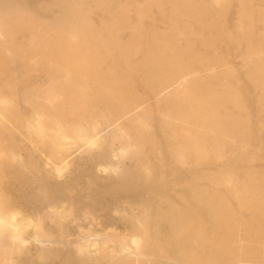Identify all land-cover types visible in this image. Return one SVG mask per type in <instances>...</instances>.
I'll return each instance as SVG.
<instances>
[{
    "label": "rangeland",
    "instance_id": "374dc122",
    "mask_svg": "<svg viewBox=\"0 0 264 264\" xmlns=\"http://www.w3.org/2000/svg\"><path fill=\"white\" fill-rule=\"evenodd\" d=\"M7 1H18L37 20L45 22L34 29L40 33H53L57 26L52 21L63 12L52 5L53 0ZM82 1L77 14L103 37L96 40L103 69L116 70L114 64L119 60L107 54L105 44H132L128 65L136 68L145 59L141 47L149 43L151 36L159 37L155 41L157 52L163 54L170 48L183 64L193 68L201 70L205 62H226L223 73L200 74L205 76L210 90L218 94L215 98L223 100L214 107L227 108L245 121L244 134L229 143L222 139L209 142L203 136L204 150L191 148L183 161L173 159L161 136V113L169 107L159 100L164 94L153 95V73L135 70L125 72L122 81L126 91L146 100L153 155L134 153L117 140L109 141L107 132L102 131L96 142L70 148L67 165L56 171L46 163L47 151L37 144V138L11 124L5 129L0 124V139L5 147L0 156V205L27 223L13 241L0 231V259L5 254L8 264H132L135 259H139L137 264L142 259L143 264H165L166 259L186 264L174 246L175 239L179 242L181 236L171 235L169 224L193 217L203 220L204 227L209 228L208 201L216 207V215L226 218L230 212L241 222L240 237L255 242L264 239V89L256 88L251 77L253 65L240 55L247 43L257 39L236 45L225 36L239 35L243 28H249L254 37L264 34V18L259 17L264 15V0H195L197 6L192 5L193 0ZM208 11L216 20L209 19ZM5 13L0 6V15ZM16 38L17 43H26L22 32ZM109 51L117 53L119 49L115 46ZM13 73L9 75L17 74L19 78L16 85L27 91L43 89L50 83L49 73L40 66ZM229 94L239 104L230 101ZM180 144L187 147L185 140ZM235 193L243 195V205L238 204ZM137 216L145 227L143 234L134 221ZM35 231L47 234V242L35 240ZM141 236L145 239L138 250L133 240ZM188 239L183 240L180 254L191 259L209 252L208 241H204L205 248H194ZM151 252L152 259L147 257Z\"/></svg>",
    "mask_w": 264,
    "mask_h": 264
},
{
    "label": "bare ground",
    "instance_id": "6f19581e",
    "mask_svg": "<svg viewBox=\"0 0 264 264\" xmlns=\"http://www.w3.org/2000/svg\"><path fill=\"white\" fill-rule=\"evenodd\" d=\"M80 2L81 0H53L52 5L61 8L63 12L54 17L52 25L57 27L53 33L48 34L34 31L45 25V22L37 20L28 9L17 4L18 1L12 3L0 0V6L6 10L4 15H0V83L3 85L0 86L4 88L0 90V124L4 129L11 124L27 135L37 138V144L47 151L46 163L51 164L54 170L59 171L67 165L66 157L70 148L96 142L102 131L107 132L109 141L117 140L124 148H129L134 153L145 151L149 156L153 155L154 141L149 139L148 135L151 126L146 100L126 91L122 81L125 79V72L134 70L143 74L153 73V95L158 97L164 94L159 100L169 107L161 113V136L168 144L173 159L183 161L185 153L191 148L199 152L204 150L203 136H206L209 142L222 139L229 143L235 142L244 134L245 121L227 108L214 107L222 104L223 100L215 98L218 94L210 90L205 76L200 74L201 71H208L207 75L223 73L227 70L226 62H205L201 70L193 68L189 64H183L178 54L170 48L163 54L157 52L155 41L159 37L151 36L149 43L141 47L145 59L141 60V64L136 68L128 65V57L132 56L129 50L133 47L132 44H105L107 54L117 56L119 60L114 64L117 66L116 70L111 67L103 69L96 44V40L103 37L84 17L77 14ZM192 5L197 6L195 0ZM43 6L46 7L45 4ZM202 7L206 5L203 4ZM208 14L210 20H216L209 11ZM246 14L245 17L248 16ZM259 17L262 19L264 15L260 14ZM139 28L144 32L141 26ZM18 32L23 33L26 43L16 42ZM225 36L232 38L236 45L240 41L257 39L255 43H247V49L240 55L244 61L249 60L253 65L251 77L256 83V88L260 91L264 89V34L254 37L249 28H243L239 35ZM115 46L119 51L110 52L109 49L112 50ZM38 66L50 75V83L43 89L24 90L16 85L19 79L17 74L14 77L9 75L10 72L36 70ZM12 94L14 98L10 97ZM262 94L264 96V91ZM229 95V100L233 101L232 94ZM234 103L239 104V101ZM151 134L153 136V133ZM181 140L187 142V147H181ZM2 141L0 139V156L5 150ZM224 181L230 182L228 179ZM261 188L264 190V187ZM234 195L238 204L243 205V195ZM205 205L211 213L209 228L204 227L203 220L193 217L170 222L171 235L181 236L179 242L176 239L174 241L178 256L187 261L186 264H264V239L255 242L240 237V221L230 212L226 218L216 215V207L210 201L205 202ZM9 219H15V222ZM134 221L139 231L145 233L141 218L137 216ZM26 224L15 212H8L0 205V231L5 232L10 240L19 238ZM187 237L194 248H205L204 241H208L209 252L191 259L186 254H180L183 240ZM34 239L47 242L48 235L35 231ZM144 239L145 236H141L138 240H133L136 249H141ZM149 254L147 257L152 259V252ZM7 259L9 261L3 254L0 264H8ZM135 260L132 264L139 263V259ZM140 263L143 264L144 259ZM164 263L174 264L168 259Z\"/></svg>",
    "mask_w": 264,
    "mask_h": 264
}]
</instances>
